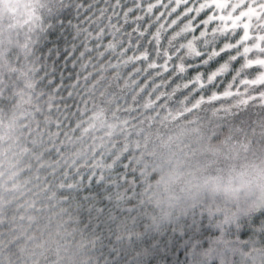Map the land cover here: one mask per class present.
Wrapping results in <instances>:
<instances>
[{"label":"clouds","instance_id":"1","mask_svg":"<svg viewBox=\"0 0 264 264\" xmlns=\"http://www.w3.org/2000/svg\"><path fill=\"white\" fill-rule=\"evenodd\" d=\"M253 103L264 0H0V264H264Z\"/></svg>","mask_w":264,"mask_h":264},{"label":"trees","instance_id":"2","mask_svg":"<svg viewBox=\"0 0 264 264\" xmlns=\"http://www.w3.org/2000/svg\"><path fill=\"white\" fill-rule=\"evenodd\" d=\"M49 31H56L57 39L51 40V38L47 35L46 32L42 35L38 46L43 47L45 42H50L52 44V47L46 50V54H50L51 57H54L55 55L59 54L57 41L60 39H64L65 37H64V33L60 32L55 25H53V27H51ZM178 102H179L178 99L174 97L170 103L178 104ZM243 111L248 113L249 123H251V120L259 119L260 116L264 115V105H260L259 103H253L250 106L244 108ZM201 116L206 118L207 113H201ZM221 119H223V117H221ZM85 187H89V186L85 185ZM73 191L76 202L79 205L76 211L79 213L81 219L89 225V227L94 226L97 232H101L102 242L103 244L106 245L108 240L111 239L110 237L107 236V233L103 232V223L105 217L107 213L111 210L109 202L104 201L103 199H97V189L95 185H92L88 192H83L81 189H76ZM97 206L100 207L99 212L96 211ZM186 228L187 231H189V233L192 234V236H195V234H197L199 231V229L195 225L191 227H187V222H186ZM190 242L191 240H189V243ZM173 259L175 262V257Z\"/></svg>","mask_w":264,"mask_h":264}]
</instances>
